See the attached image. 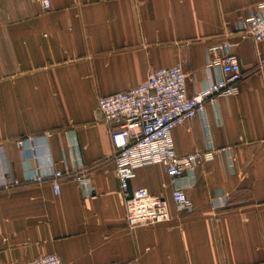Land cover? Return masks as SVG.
<instances>
[{"label": "crops", "instance_id": "1", "mask_svg": "<svg viewBox=\"0 0 264 264\" xmlns=\"http://www.w3.org/2000/svg\"><path fill=\"white\" fill-rule=\"evenodd\" d=\"M262 1L50 0L43 10L37 0H0V178L21 180L0 187V264L47 253L63 264H264V41L237 30ZM221 40L241 65L237 93L171 131L177 153H212L174 183L192 208H175L161 164L141 166L130 187L165 198L169 219L130 229L97 98L175 64L192 94L217 77L205 50ZM26 137L41 158L24 157L16 141ZM48 163H80L93 194L68 174L59 194L49 180H24Z\"/></svg>", "mask_w": 264, "mask_h": 264}, {"label": "built area", "instance_id": "2", "mask_svg": "<svg viewBox=\"0 0 264 264\" xmlns=\"http://www.w3.org/2000/svg\"><path fill=\"white\" fill-rule=\"evenodd\" d=\"M43 10L50 8V0H37ZM237 30L257 44L264 41V1L257 3L247 15L239 17ZM234 43L226 40L206 47V69H215L217 77L192 94L187 92L186 74L180 64L151 70L139 84L99 96L96 111L102 114L109 125L110 141L114 150V171L124 200L125 223L128 228L137 225L163 222L169 219L168 202L152 194L146 187H130L136 170L144 165L161 164L173 184L171 199L177 210L192 208V201L184 186L174 183L194 167L212 157L211 152L179 154L174 148L172 129L195 116L202 115L206 104L218 96L237 93V82L242 78L241 65L233 52ZM31 137L21 138L17 145L25 151L24 157L41 158ZM75 144V142H74ZM35 168L26 173L24 180L43 183L47 180L54 194L60 193V179L64 174L73 177L85 196L93 194L90 179L78 163L65 170L50 167ZM21 180L5 172L0 178V187L20 184ZM215 205L224 201L217 197ZM21 264H63L56 253H47ZM106 264H117L109 262ZM131 264V263H121Z\"/></svg>", "mask_w": 264, "mask_h": 264}]
</instances>
